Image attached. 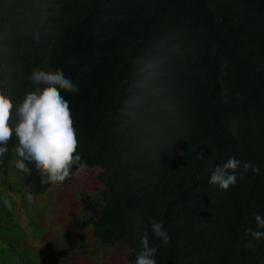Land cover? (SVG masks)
<instances>
[{
  "label": "trees",
  "instance_id": "1",
  "mask_svg": "<svg viewBox=\"0 0 264 264\" xmlns=\"http://www.w3.org/2000/svg\"><path fill=\"white\" fill-rule=\"evenodd\" d=\"M36 68L62 70L78 88L60 91L76 154L101 168L102 189L83 206L97 242L120 246L130 264L145 234L156 264H264V237L250 234L264 232V0H0V91L14 105L42 87L29 79ZM17 145L13 135L0 167L31 197L45 193L52 183L33 163L30 174L9 164ZM233 157L236 183L210 184ZM9 234L14 244L25 235ZM6 239L0 264H48Z\"/></svg>",
  "mask_w": 264,
  "mask_h": 264
},
{
  "label": "clouds",
  "instance_id": "2",
  "mask_svg": "<svg viewBox=\"0 0 264 264\" xmlns=\"http://www.w3.org/2000/svg\"><path fill=\"white\" fill-rule=\"evenodd\" d=\"M30 81L36 87L26 93L19 105H14L10 95L0 91V157L8 151V144L15 135L18 145L16 153L21 158L16 167L26 174L30 169L25 161L33 163L43 183L63 184L72 175L74 165L85 167L81 156L76 154L78 141L73 126L69 102L60 90L77 92L78 88L67 78L62 70L43 71L33 69ZM15 109V110H14ZM237 159L230 158L211 173L209 183L227 190L236 183L234 173L239 166ZM245 169L251 168L259 174V166L245 163ZM259 228H264V219L256 217ZM151 231L162 244L167 245L170 237L159 221H153ZM260 239L264 232L251 231ZM142 251L137 255L135 264H156L154 259L157 248L150 247L145 234L141 239Z\"/></svg>",
  "mask_w": 264,
  "mask_h": 264
},
{
  "label": "rangeland",
  "instance_id": "3",
  "mask_svg": "<svg viewBox=\"0 0 264 264\" xmlns=\"http://www.w3.org/2000/svg\"><path fill=\"white\" fill-rule=\"evenodd\" d=\"M18 160L15 154L9 164ZM100 171L97 166L78 168L63 184H51L45 193L31 197L12 167L6 172L0 167V227L4 228H0V236L6 235V248L15 246L19 250V244L31 250L34 247L44 251L48 264H130L120 246L107 249L96 241L91 228L84 226L85 200L102 189ZM9 194L14 204L3 203L11 199ZM32 225L36 227L34 236ZM21 227L25 235L16 237L14 244L9 232Z\"/></svg>",
  "mask_w": 264,
  "mask_h": 264
}]
</instances>
